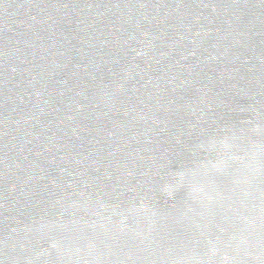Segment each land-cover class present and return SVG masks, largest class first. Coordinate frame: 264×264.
<instances>
[{
    "label": "water",
    "instance_id": "water-1",
    "mask_svg": "<svg viewBox=\"0 0 264 264\" xmlns=\"http://www.w3.org/2000/svg\"><path fill=\"white\" fill-rule=\"evenodd\" d=\"M0 264H264V0H0Z\"/></svg>",
    "mask_w": 264,
    "mask_h": 264
}]
</instances>
